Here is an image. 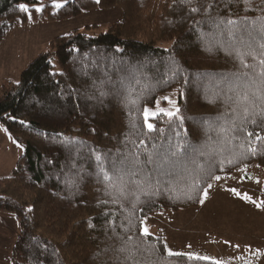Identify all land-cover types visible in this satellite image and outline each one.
Masks as SVG:
<instances>
[{"label":"trees","instance_id":"obj_1","mask_svg":"<svg viewBox=\"0 0 264 264\" xmlns=\"http://www.w3.org/2000/svg\"><path fill=\"white\" fill-rule=\"evenodd\" d=\"M20 3L29 4L34 19L32 0H0V41L16 23H26L28 16L17 7ZM116 6L121 18L104 33L90 36L74 31L54 38L49 50L21 71L17 82L0 86V125L22 150L11 174L0 178V213L12 215L18 231L10 264L156 261L146 249L157 238L163 239L155 235L138 238L128 223L135 197H118L104 180L97 156L112 175L111 162L131 158L133 153L143 161L148 153H160L161 146L169 143L207 145L204 156L195 155L197 163L204 164L212 154L217 162L215 175L221 177L239 172L245 164L259 165L264 192V157L240 158L234 167L225 165V171H219V160L230 159L241 149L240 141L228 144L215 127L223 123L218 117L231 119L233 108L240 111L235 95L239 89L230 88L252 69L243 68L236 53L247 51L246 30L258 29L264 22L260 19L264 18V2L71 0L36 15L44 22H59L93 8ZM191 7L200 11L193 13ZM228 20L236 23L228 24ZM167 42L168 48L159 46ZM244 62L256 63L247 55ZM172 87L178 88L180 111L171 119L165 115L151 119L155 130L149 132L143 125V108L153 106L157 97ZM131 100L137 103L133 105ZM130 121H135V129ZM186 166L195 168L190 162ZM144 167L151 176L149 182L159 179L161 188L159 196L141 195L143 203L131 217L137 227L140 217L198 207L203 189L215 182L206 178L193 199L176 198L189 183L186 172L177 168L168 169L172 175H158L153 171L155 164ZM144 178L143 174L126 177L127 191L139 194L132 181ZM169 187L176 192L169 193ZM114 199L119 203H112ZM168 260L170 264H212L186 257Z\"/></svg>","mask_w":264,"mask_h":264},{"label":"rangeland","instance_id":"obj_2","mask_svg":"<svg viewBox=\"0 0 264 264\" xmlns=\"http://www.w3.org/2000/svg\"><path fill=\"white\" fill-rule=\"evenodd\" d=\"M70 1L66 0L63 5ZM37 5L48 12L57 9L52 5V0H37ZM40 12L35 11L34 19L27 18L24 25L16 23L0 41V86L7 81L17 82L21 71L39 54L47 52L54 38L74 31L95 36L104 33L121 18V9L117 6L110 9L93 8L78 17L59 22L42 21L36 15ZM169 45L170 42L159 44L165 49ZM51 63L57 71L53 59ZM178 96V88L172 87L160 94L153 106L147 107L151 111L158 108L174 110L178 108ZM164 97L174 101V106ZM159 115L164 114L161 112ZM0 151V178H6L22 150L1 125ZM261 172L260 168L252 166L247 167L244 173H233L229 178L215 181L211 183L212 188L208 189L203 204L176 213H159L147 218L146 225L152 235L161 237L173 251L208 256L221 264H245L246 260L251 264H264V208H257L252 202L228 190L235 188L241 194L247 193L256 203L264 201ZM244 175L251 176V179L241 180L240 177ZM17 234L15 218L0 213V264H10V252ZM257 252L259 258L254 255Z\"/></svg>","mask_w":264,"mask_h":264},{"label":"snow or ice","instance_id":"obj_3","mask_svg":"<svg viewBox=\"0 0 264 264\" xmlns=\"http://www.w3.org/2000/svg\"><path fill=\"white\" fill-rule=\"evenodd\" d=\"M64 2H66V0H52V5L55 8H61ZM97 2H99V0H97ZM231 2L232 0H228V3ZM242 2L245 5L250 4V0H242ZM262 2H264V0H262ZM180 3L191 4L192 0H180ZM32 6L36 12L42 10V6L37 5V0H32ZM17 7L19 11L28 13L29 19L32 18L29 4L20 3ZM190 11L196 13L200 11V9L197 7H191ZM205 11H207V9H205ZM260 19L264 20V18ZM227 23L235 24L236 21L228 20ZM246 31L248 37L246 43L247 51L243 53L238 51L236 55L240 59L242 67L245 69H252V72H244L243 79H241L239 83L235 84L234 87L230 88V91H233L235 88L239 89L235 95L236 103L240 107V111H237V108H233L231 119H228L226 115L218 117L217 119L223 120V123L215 125V127L219 129V132L224 134L228 144H231L233 140L240 141L238 147L241 151L239 153H233L232 158L230 159L225 157L224 159L219 160V171L221 172L225 171V165L234 167L239 162L240 158L247 160L249 156L264 157V134H262L264 133V22L260 24L258 29L252 28ZM245 55L251 56L256 63H245ZM257 64L259 65V71H256ZM164 99L167 100L169 104L174 106V101L169 100L168 97H164ZM229 99H231V97ZM130 103L135 105L137 100H131ZM179 111L180 110L178 108H175L174 110L158 108L156 111H151L148 107H144L141 113L143 116V125L149 132L154 131L155 127L153 123L149 122L150 118H157L159 113L163 112L164 115L171 119L174 118ZM248 125H252L253 127L250 129ZM130 127L133 129L137 127L135 121H130ZM208 127L212 128L213 125L209 124ZM159 131L163 132V129H160ZM139 144L143 145L144 140H140ZM137 147H139V145ZM156 147V145L153 146V148ZM161 147H163L162 152H150L147 155V159L143 161L140 159V156L135 153L131 155V158L125 157L123 159L112 161V175H109V172L105 170L104 161L101 160V157H96L99 162L97 166L103 174L104 180L109 182V187L115 190L118 197L123 199H127L130 195L135 197V200L131 205V210L129 211L128 223L132 228L136 229L139 234L138 238H147L152 236V233L146 225L147 217L138 218V227L136 224H133L131 219L137 209V205L143 203L140 197L141 195L148 198L159 196L161 188V182L159 179H157L155 183L149 182L151 176L146 172L144 165L155 164L156 167L153 171H155L158 175H172V172L168 171V169L175 170L177 168H180L188 174V177L190 178L189 183L180 190L179 195L176 196V198L184 196L187 199H193L206 178L215 181L229 178L227 175L225 177L215 175L214 170L217 166V162L211 158L212 154L209 155V159L205 161L204 164L196 162L194 158L195 155L204 156L206 154L204 149L207 145L194 146L185 141L184 144L178 143L176 145H172L169 143L167 147ZM229 151L231 150L229 149ZM154 157H156V159H154ZM187 162L195 164V168H188L186 166ZM247 167L248 165L245 164L243 168H238L237 171L244 173ZM256 167H259V165H256ZM138 174H143L145 177L143 181H132L133 183H136L139 194H137V192L130 193L127 191L128 181L126 180V177H134ZM244 178L245 176L240 177L241 180ZM247 178L251 179V177ZM210 188H212V184L208 183L207 188L203 189V198L200 199L201 204L204 203V198L207 197L208 189ZM228 190L233 192L236 196L252 202L257 208H264V201L256 203V201L253 200L247 193L241 194L237 192L235 188H230ZM167 191L169 193H175L176 189L169 187ZM169 198L172 199L173 196L170 195ZM104 203H107V201ZM112 203H119V200L114 199ZM121 207H123V205H121ZM28 211H31V209H28ZM140 211H143V209H140ZM91 226L92 225L90 224L89 227ZM132 239V236L128 237L129 241ZM158 245H162V247H158ZM236 247L239 246L237 245ZM146 250L151 255L157 257L156 261L150 262V264H170V261L168 260L170 257H186L187 260L190 261L212 260L211 257L198 255L192 252L184 253L173 251L168 246L166 241L160 240L159 238H157L156 243H150ZM254 255H257V258H259L258 252L254 253ZM136 264H139V262H136ZM212 264H221V262L218 260H212ZM245 264H251V261L246 260Z\"/></svg>","mask_w":264,"mask_h":264},{"label":"crops","instance_id":"obj_4","mask_svg":"<svg viewBox=\"0 0 264 264\" xmlns=\"http://www.w3.org/2000/svg\"><path fill=\"white\" fill-rule=\"evenodd\" d=\"M1 151H2V149H1ZM1 151H0V152H1ZM11 172H12V171H11ZM231 175H232V174H231ZM233 175H234V174H233ZM233 175H232V176H233Z\"/></svg>","mask_w":264,"mask_h":264}]
</instances>
